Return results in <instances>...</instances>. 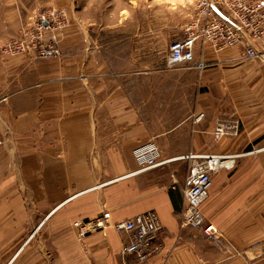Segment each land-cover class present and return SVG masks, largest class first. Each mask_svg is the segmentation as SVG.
I'll return each mask as SVG.
<instances>
[{
    "label": "crops",
    "instance_id": "obj_1",
    "mask_svg": "<svg viewBox=\"0 0 264 264\" xmlns=\"http://www.w3.org/2000/svg\"><path fill=\"white\" fill-rule=\"evenodd\" d=\"M76 4L0 0V264H264L263 58L198 42L204 67L169 70L173 85L153 91L148 69L105 62L112 54L91 41ZM46 8L67 15L64 29L45 33L61 56L4 55L3 44ZM221 122H239V132L216 140ZM149 141L168 162L135 173L133 150ZM192 155L236 157L234 168L213 174L204 203L216 236L181 228ZM105 211L112 223L155 211L160 250L145 262L123 257L130 234L113 227L83 248L74 222Z\"/></svg>",
    "mask_w": 264,
    "mask_h": 264
},
{
    "label": "built area",
    "instance_id": "obj_2",
    "mask_svg": "<svg viewBox=\"0 0 264 264\" xmlns=\"http://www.w3.org/2000/svg\"><path fill=\"white\" fill-rule=\"evenodd\" d=\"M197 14L190 18L184 28V38L174 41L169 50L167 68L174 70L181 65L187 68L204 67V63L195 62V46L198 42L209 44L216 52H224L235 47L243 48L244 57L254 61L263 57L264 52L257 48L264 43V0H200L196 8ZM68 24L63 10L49 9L36 16V24L32 29L22 31L20 37L7 40L1 51L7 56H18L35 53L38 58L48 59L61 56L58 42L54 39L46 41L47 30L52 32L64 29ZM262 55V56H261ZM204 115L198 116L201 121ZM239 122L219 123L214 130V138L220 140L239 132ZM3 145L0 140V147ZM133 157L138 170L145 172L164 165L162 154L154 141L141 144L133 150ZM195 160L188 171L183 197L185 209L182 213L181 228L203 230L208 236H216L217 229L207 222L203 205L208 197L213 181V174L220 170L235 167V156L192 155ZM188 157V158H189ZM113 227L117 232L130 234V240L122 245L123 257L134 255L145 262L160 247L156 245L157 235L162 226L155 211L145 212L131 219L112 223L111 212L105 211L90 220H77L73 228L77 232L79 243H84L90 234Z\"/></svg>",
    "mask_w": 264,
    "mask_h": 264
},
{
    "label": "rangeland",
    "instance_id": "obj_3",
    "mask_svg": "<svg viewBox=\"0 0 264 264\" xmlns=\"http://www.w3.org/2000/svg\"><path fill=\"white\" fill-rule=\"evenodd\" d=\"M199 1L77 0L76 7L86 11L85 23L90 28L91 41L101 43L107 57L112 54V60L105 62L109 66H117V69H148L146 71L151 74L150 89L157 91L166 81L173 85L163 77L172 75L167 73L170 72L167 68L170 46L184 38V28L195 14ZM131 57L134 58L132 64ZM260 63L264 68V62ZM179 70L186 72L190 68L181 65Z\"/></svg>",
    "mask_w": 264,
    "mask_h": 264
}]
</instances>
